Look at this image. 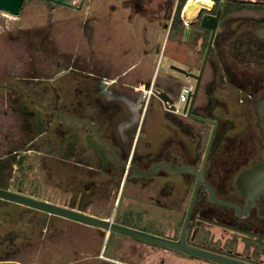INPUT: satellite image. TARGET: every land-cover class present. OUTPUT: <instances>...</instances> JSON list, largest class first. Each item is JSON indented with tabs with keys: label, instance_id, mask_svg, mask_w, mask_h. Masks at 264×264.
I'll return each mask as SVG.
<instances>
[{
	"label": "flooded vegetation",
	"instance_id": "obj_1",
	"mask_svg": "<svg viewBox=\"0 0 264 264\" xmlns=\"http://www.w3.org/2000/svg\"><path fill=\"white\" fill-rule=\"evenodd\" d=\"M206 1L212 3L210 9ZM46 2L51 8L58 5L75 14L77 51L58 47L45 33L44 42H26L28 48L34 44L37 56L28 58L24 75L0 74L1 80L7 79L0 81V98L18 116L0 142V188L100 217L98 206L114 210L128 183L145 186L157 179L155 223L162 222L168 230L161 227L152 233L178 240L196 175L176 172V168L201 170L203 182L220 202L210 200L204 184L197 186L185 243L246 264H264V195L247 199L236 185L239 174L261 159L255 104L264 97V1L254 0L249 15L242 17L233 13L243 8L226 14L222 9L206 62L211 76L205 86L201 79L191 110V115L217 122L202 169L212 125L182 113L183 106L177 111L166 109L153 94L155 89H164L175 105L173 94L179 86L174 76H160L152 83L149 80L144 93L143 89L129 91L127 68L115 73V62L101 53L102 47L111 45V36L96 33L95 27L114 34V18L121 13L116 11L115 0L107 4H101L104 0H98V4L95 0H74L70 6ZM122 2L121 6L127 7V0ZM177 3L160 0L158 6L162 17L168 19L172 14L169 28L173 32ZM203 3L188 24L186 38L184 28L181 31L182 44L202 45L205 40L206 46L209 31L199 27L198 19L206 11L214 13L216 6L213 0ZM120 15L127 27V10ZM95 34L101 37L100 42L94 41ZM67 35L75 37L68 31ZM124 35L127 38V32ZM201 91L204 97L198 100ZM153 98L162 107L167 135L160 137L155 149L146 142L147 151L139 153L137 147L146 135L143 127L150 119ZM238 110L244 116L239 126L230 116L237 115ZM193 124L209 128L202 153L203 130ZM156 163L163 165L148 176L138 175L133 169L145 171ZM182 203L185 207L176 216L174 212L180 211ZM100 218L123 224L114 212ZM114 235L119 234L0 198V264H112ZM159 248L164 254L156 264H217ZM139 257L144 258L140 264L153 263L145 255Z\"/></svg>",
	"mask_w": 264,
	"mask_h": 264
},
{
	"label": "rangeland",
	"instance_id": "obj_2",
	"mask_svg": "<svg viewBox=\"0 0 264 264\" xmlns=\"http://www.w3.org/2000/svg\"><path fill=\"white\" fill-rule=\"evenodd\" d=\"M95 1H97L95 4L99 3L98 0ZM104 1L105 2L101 4H107L110 0ZM247 1L253 2L252 0ZM115 4L116 11L123 13L124 9L127 10V27L126 24L120 21L121 18L119 16H121V13H116L114 18V34L112 32L108 33L106 29L99 28L98 26L95 27L96 33L104 32L106 37L108 35L111 36L109 41L111 45L108 47L104 46L105 48L102 47L100 50L101 53H103L106 58H111L115 62V73L127 68V89L129 91L143 89L144 93V85L149 80L152 83V81L159 80L160 76H166L167 78L174 76V80L178 82L179 87L177 92L173 94V98L177 99L180 87L186 83L194 85V80L179 75L169 69V66L174 65L197 73L204 53L205 40L202 45H200L199 42L190 45L188 43L182 44L180 42V31H170L169 25L172 14L168 19H166L167 17H162V13L158 7L160 5V0H127V7L121 6V4H123L122 0H115ZM184 5L186 6V4ZM185 6L183 8H185ZM242 8L243 10L234 11L233 15L238 17L246 16L249 15L250 10H252L250 4H244L243 7L239 9ZM66 10V8L58 5H53L51 8L50 3L45 0H24L18 15H11L0 11V74L4 75L9 73L10 76L24 75L25 70H28L27 65L30 62L28 58L31 57L34 59V57L37 56L34 51V44L31 45V48H28L26 42H35L36 40L44 42L45 39L43 35L45 33H47L51 41L56 43L58 47L65 48L66 46L71 51L75 52L78 46L76 45L78 39L75 35L77 21L76 18H73L75 14H73V12L70 13L72 10L68 9L67 12ZM195 11L189 14L187 18V20L189 19L188 22L193 20L197 13V9ZM196 26L197 25L194 24V28H196ZM67 31L70 35L73 34L75 37H68ZM124 32H127V38ZM94 41L100 42L101 37L95 34ZM126 48L127 52L125 50ZM156 48L160 58L156 55L157 53L153 51ZM210 76V69L208 65H206L202 78L204 86L207 80L210 79ZM3 80L7 81V79ZM3 80L0 79V81ZM203 92L201 91L199 93L197 97L198 100H202L204 97ZM132 94L138 97L140 96L139 92H136V94L132 92ZM151 102L152 109L149 114L150 119L143 127V131L146 135L139 141L137 147L139 153H145L147 151L145 147L146 142L151 144L150 149H155L156 144L161 140L160 137L167 135L165 126L163 125L165 120L163 119L162 107L156 98H153ZM176 103L178 108L181 109L183 103ZM241 113L242 112L238 110L237 115L230 114V116L235 119L237 126H239L240 122L244 121V116ZM17 120L18 116L14 114L5 99L0 98V142L4 141L5 133H10L9 124ZM249 120L254 123V116L250 115ZM193 126L196 127V129L201 127L203 130V140L200 147V152L202 153L209 128L208 125L201 124H193ZM243 128L244 126H241L242 130ZM159 184L160 182L157 179H153L152 181L149 180L146 182L145 186L139 183H128L123 188L121 195L118 196L117 193L118 198L113 205L114 210H112L111 207L106 208L100 205L96 212L100 217L114 212L121 218L119 221L124 225L142 231L156 233L161 227H164V230L167 231L168 228L165 224L162 222L155 223L157 210L154 204H156L158 198L157 188ZM186 200L187 194L185 202ZM184 207L185 204L182 203L179 206L180 211L174 212V214L180 216ZM100 242L102 248L104 240ZM111 248V252L113 253L112 258L119 259L129 264H140L141 261L143 262L144 258L139 257L140 255H145L147 261H153V263L150 264H156L154 262L157 261L158 257L164 254L159 247L150 246L119 235L113 236Z\"/></svg>",
	"mask_w": 264,
	"mask_h": 264
},
{
	"label": "water",
	"instance_id": "obj_3",
	"mask_svg": "<svg viewBox=\"0 0 264 264\" xmlns=\"http://www.w3.org/2000/svg\"><path fill=\"white\" fill-rule=\"evenodd\" d=\"M23 1L24 0H0V11L11 14V15H18ZM45 1L55 2L57 4L70 6L73 4L74 0H45ZM223 5H224V0H219L214 13H210L206 11L202 13L198 19L199 27L204 30L209 31V36L206 42V46L204 49L202 61H201L198 72L193 73V72H189L183 68H180L174 65L169 66V69L175 70L181 73L182 75H184L185 77L195 80V85L193 87V90L190 92L186 102H184L182 113L186 112L187 115L192 116L193 119H196V120L212 125V129L209 135V140L204 149L203 162H202L200 169H202L205 158L207 154L209 153L211 140L213 138V134H214L217 122L215 120L207 119L204 117L191 115V110L193 108V105H194V102H195V99H196V96L199 90V85L202 79V75H203V72L206 66V62H207L208 56L210 54V51H211V48L214 42V38L216 35V30H217L218 23L220 20ZM196 9H197L196 15H198V13L202 9L201 7L197 8L196 6H194V7L185 9V10L183 8V11L181 13V19L182 20L187 19L189 14L195 11ZM184 22H186V20ZM189 23L190 21L186 22L187 25H185L184 27V31H183L184 38H186L188 35V32H189L188 24ZM153 94L158 100L162 102L163 106L166 109L171 110V111L175 110V105L173 103L174 101L170 98L169 94L164 89H155L153 91ZM255 113L257 115V125L260 129V136H261V141H260L261 159L257 162L251 163L250 167L244 169L239 174L236 180V185L241 189V193L247 199H251V200H254L259 195H264V97L258 100L257 103L255 104ZM162 165L163 164L161 163H156L152 166L151 169L140 171V172L136 167H133V169L136 171L138 175L148 176L156 172V170ZM183 171H188V172L195 174L196 183H195V186H194V189L191 195V199H190L187 211H186L182 233L178 240L167 239L165 237H162V236H159L153 233H149L146 231L128 227L123 224L111 222L107 219L92 216V215L86 214L81 211H76V210L60 207V206H57L51 203H47L45 201H40V200L31 198L29 196L21 195V194H18V193L9 191V190H5L2 188H0V198L4 200H9V201L20 202V203L44 210V211L51 212L53 214H56L62 217H66V218L78 221L86 225H91L94 227L105 229L115 234L126 236L128 238L149 244L151 246L161 247L167 250L180 252L188 256H193L196 258L209 260L217 264H221V263L246 264L240 261L225 258L224 256H221L219 254H216V253H213L207 250H203V249H200L194 246L187 245L185 243L184 236L186 232V223L188 221L189 214L192 208V204L195 198L197 186L199 184H204L209 193L210 200L214 202H220V201L215 198L211 188L205 182H203L201 178V170L197 171L194 168H189V167L176 168V172H183ZM238 211L239 210L236 208V212Z\"/></svg>",
	"mask_w": 264,
	"mask_h": 264
},
{
	"label": "trees",
	"instance_id": "obj_4",
	"mask_svg": "<svg viewBox=\"0 0 264 264\" xmlns=\"http://www.w3.org/2000/svg\"><path fill=\"white\" fill-rule=\"evenodd\" d=\"M188 0H178V3L176 5V9H175V14H174V20H173V30L174 31H181L183 30L184 28V24L182 22V19L180 18V12H181V9L183 7L184 4H186V2ZM214 1V8L215 6H217L218 4V0H213ZM246 5V4H252V2L250 1H245V0H226V3H225V6L223 8V11L222 14H226L230 11H233L235 9H239L241 7H243V5Z\"/></svg>",
	"mask_w": 264,
	"mask_h": 264
},
{
	"label": "built area",
	"instance_id": "obj_5",
	"mask_svg": "<svg viewBox=\"0 0 264 264\" xmlns=\"http://www.w3.org/2000/svg\"><path fill=\"white\" fill-rule=\"evenodd\" d=\"M252 1H254V0H252ZM211 7H212V3L210 2V5H209V7H207V9H210ZM184 25H187L186 22H184ZM191 91H192V85L191 84H189V83L183 84L180 87L179 95L176 99V102L184 103ZM176 102H175V111L179 110ZM111 261L113 264H127L126 262L121 261L119 259H111Z\"/></svg>",
	"mask_w": 264,
	"mask_h": 264
},
{
	"label": "bare ground",
	"instance_id": "obj_6",
	"mask_svg": "<svg viewBox=\"0 0 264 264\" xmlns=\"http://www.w3.org/2000/svg\"><path fill=\"white\" fill-rule=\"evenodd\" d=\"M206 3L208 4V6L210 5V3L208 1H206ZM203 0H189L187 3H186V6L184 8L185 9H188L190 7H194L196 6L197 8H200L202 5H203ZM196 12V11H195ZM195 14V13H194ZM193 17V16H192ZM186 18V17H185ZM189 20V19H188Z\"/></svg>",
	"mask_w": 264,
	"mask_h": 264
},
{
	"label": "crops",
	"instance_id": "obj_7",
	"mask_svg": "<svg viewBox=\"0 0 264 264\" xmlns=\"http://www.w3.org/2000/svg\"><path fill=\"white\" fill-rule=\"evenodd\" d=\"M187 18H188V17H187ZM184 21H185V20L183 19V23H184ZM155 50H157V48H156ZM154 53H155V51H154ZM156 55L159 56L158 53H157ZM159 58H160V56H159ZM158 61H159V59H158ZM167 72H168V71H167ZM163 77H164V78H167L166 76H163ZM164 80H166V79H164Z\"/></svg>",
	"mask_w": 264,
	"mask_h": 264
}]
</instances>
